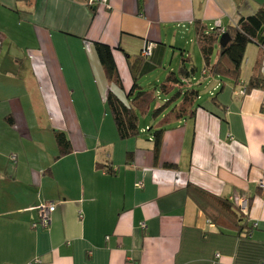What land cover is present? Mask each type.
Instances as JSON below:
<instances>
[{
    "label": "crops",
    "instance_id": "obj_1",
    "mask_svg": "<svg viewBox=\"0 0 264 264\" xmlns=\"http://www.w3.org/2000/svg\"><path fill=\"white\" fill-rule=\"evenodd\" d=\"M261 6L264 0H109L108 7L0 0V264H264V90L239 94L264 46L249 45L242 85L202 74L217 104L197 102L194 117L137 109L166 128L159 162L152 127L139 117V136L121 140L106 104L109 92L129 104L134 76L197 70V21L225 29ZM96 42L113 49L122 88L108 82ZM56 131L72 144L59 159ZM189 184L222 200L247 197L252 233L238 236L215 219L217 210H201ZM47 203L56 204L51 225L34 229L37 208Z\"/></svg>",
    "mask_w": 264,
    "mask_h": 264
},
{
    "label": "trees",
    "instance_id": "obj_2",
    "mask_svg": "<svg viewBox=\"0 0 264 264\" xmlns=\"http://www.w3.org/2000/svg\"><path fill=\"white\" fill-rule=\"evenodd\" d=\"M196 42L205 62V72L208 77H219L230 80L234 86H239L242 77V67L245 60L246 52L251 43H256L260 47L264 46V6L252 16L241 18L236 26L225 28L222 33L218 29H210L200 21L195 25ZM229 35V42L225 47L219 44L222 35ZM95 49L98 58L104 68L107 80L110 84L122 88V81L118 73V69L113 57V49L104 43L96 42ZM217 51L218 58L213 62V53ZM216 54V55H217ZM261 53L260 59L253 69L249 81L245 85L246 94L252 90H264V71L263 57ZM149 57H142L145 61ZM196 69L192 68L188 71L185 67L177 75L170 72L160 85L162 93L169 94L177 89L175 98L169 100L165 106L156 109L154 116L163 112L176 99L181 98V102L168 113V118L180 121L184 118L194 117L196 104L199 100L200 93L191 86L192 80L195 78ZM127 103L122 102L113 92H109L106 104L116 126L118 136L121 140L134 139L140 134L139 116L137 109L145 106L150 101V97L140 84V79L134 76L133 86L127 95ZM217 104V97L212 99ZM166 131L165 127L156 129L153 136V153L156 162H159L160 153L163 145V137ZM55 139L58 147L57 159L65 157L72 152V144L64 132L56 131ZM166 169H175L173 164H163ZM109 174H113V169H106ZM188 197L193 200L201 210L208 212L211 216L215 209V219L221 218L223 221L230 223L238 236L248 237L253 226H249L248 216L243 215L238 208L230 200H222L207 194L199 187L189 184L186 189Z\"/></svg>",
    "mask_w": 264,
    "mask_h": 264
},
{
    "label": "rangeland",
    "instance_id": "obj_3",
    "mask_svg": "<svg viewBox=\"0 0 264 264\" xmlns=\"http://www.w3.org/2000/svg\"><path fill=\"white\" fill-rule=\"evenodd\" d=\"M192 53H193V56H194V59H195L194 66L197 68V76L192 80L191 86L200 92L201 100L198 101L199 105L203 104V103H210V101L214 98V96H216L215 94H217V93L213 92L214 95L212 97L211 94L207 91L206 86H203V84H200V79H201V76H202V74L204 72V62H203V59H202L201 54H200V52H199L197 47L193 46ZM216 54H217V51H215L213 53V57L216 56ZM248 54L250 55V50H249ZM164 69H165V67L163 69H162V67L158 68L154 73L146 76L145 78H143L140 81V84L143 87L144 91H146L148 93L149 97H150V101L148 102V104L150 105V112L151 113H153L154 110L158 109L159 106L160 107L165 106V104L169 100L175 98V96H176V94L178 92L177 89H174L173 91H171L167 95L162 93L160 85H161V83L163 81H165V79H166V77L168 75L165 72ZM218 80H219L220 83L224 82L230 88H233V86H234L233 82L230 81V80H226L224 78L223 79L219 78ZM244 81H245L244 77L243 78L241 77V83H243ZM91 100L92 101L94 100L93 96H91ZM179 102H181V98L180 99H176L175 101L172 102L171 105H169L168 107H165V109H164V111L162 113L168 114L169 112H171V110ZM139 117H140V122L142 123V126L146 127L148 125L149 127H152V130H151L152 133L156 129H158L157 126L148 124V123L153 121L151 115L148 116L147 119H146V117L143 115V113L140 112L139 113ZM144 122L147 123V125H144ZM146 137L148 138L149 136L147 135Z\"/></svg>",
    "mask_w": 264,
    "mask_h": 264
},
{
    "label": "built area",
    "instance_id": "obj_4",
    "mask_svg": "<svg viewBox=\"0 0 264 264\" xmlns=\"http://www.w3.org/2000/svg\"><path fill=\"white\" fill-rule=\"evenodd\" d=\"M86 3L88 6L93 7L96 5H102L105 7H108L109 0H86ZM217 27L214 29L220 30L222 33L225 32V29L221 27L220 24L216 25ZM153 44H149L141 53L142 57H150L152 54ZM203 75H206V72H203ZM240 96H245L246 89L243 88L239 91ZM233 140V139H232ZM15 157L12 158L14 160ZM141 187L142 185L139 184ZM259 189L264 192V180L260 181L259 183ZM237 208L238 210L245 216H248L249 214V199L247 197L243 196H234L229 199ZM38 214H39V221L37 223H34L32 227L34 229L40 227V228H48L51 225L52 222V216L56 211V204L54 203H47L43 204L40 207L37 208ZM142 227H145L143 224Z\"/></svg>",
    "mask_w": 264,
    "mask_h": 264
},
{
    "label": "water",
    "instance_id": "obj_5",
    "mask_svg": "<svg viewBox=\"0 0 264 264\" xmlns=\"http://www.w3.org/2000/svg\"><path fill=\"white\" fill-rule=\"evenodd\" d=\"M228 42H229V35L228 34L222 35V37L220 38V41H219L220 46L225 47Z\"/></svg>",
    "mask_w": 264,
    "mask_h": 264
}]
</instances>
